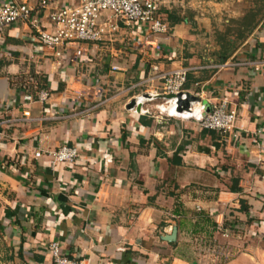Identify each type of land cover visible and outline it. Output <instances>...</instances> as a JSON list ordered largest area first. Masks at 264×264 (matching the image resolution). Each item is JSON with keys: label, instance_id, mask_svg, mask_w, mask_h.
Returning <instances> with one entry per match:
<instances>
[{"label": "crops", "instance_id": "0c3cea01", "mask_svg": "<svg viewBox=\"0 0 264 264\" xmlns=\"http://www.w3.org/2000/svg\"><path fill=\"white\" fill-rule=\"evenodd\" d=\"M77 2L51 0L42 26L53 31L49 14ZM160 2L163 19L180 22L159 52L122 32L114 43L73 44L59 59L27 22L3 28L0 264H53L54 241L88 264H217L199 240L232 247L224 264H264V0ZM240 61L250 65H231ZM179 67L207 105L229 101L239 140L129 111L135 95L161 88L160 73ZM42 89L46 103L27 101ZM63 145L79 159L53 165L47 152ZM233 179L240 192L230 190Z\"/></svg>", "mask_w": 264, "mask_h": 264}, {"label": "built area", "instance_id": "2783aa9c", "mask_svg": "<svg viewBox=\"0 0 264 264\" xmlns=\"http://www.w3.org/2000/svg\"><path fill=\"white\" fill-rule=\"evenodd\" d=\"M51 0H37L33 6L25 2L4 1L0 3V38L5 26L19 21L27 22L34 31L37 42L45 48L55 51L56 58L62 59L65 51L73 44H99L105 41L114 43L122 32H131L132 46L159 52L169 38L170 25L163 19L160 0H78L77 3L55 9L49 14L54 30L42 26L39 11L49 7ZM85 50L80 46L77 57H83ZM58 64L61 62L58 60ZM231 65L247 66L249 62L240 61ZM113 70H119L118 65ZM151 69L158 71L156 64ZM258 69V67H256ZM189 69L179 67L162 72L157 79L161 82L160 89H152L135 95L131 101L134 106L130 112L142 116H155L161 120H179L193 122L202 130L217 131L235 140L241 138L237 130L238 114L229 107L225 98L219 102L207 105L201 92H193L186 88ZM151 78L150 80H152ZM77 99L85 97L82 90L76 89ZM101 95V93H100ZM50 92L42 89L34 96H27V101L46 103ZM140 107V111L138 108ZM90 114L87 113V116ZM2 116L0 105V118ZM3 133L0 132V140ZM53 165L58 163L74 164L80 156L77 147L63 145L54 151L47 152ZM44 153L37 152V156ZM230 232H225L229 236ZM53 264H88L85 259L66 256L58 241L51 242L48 247ZM198 251L213 263L224 264L236 253L228 245L216 241L199 243Z\"/></svg>", "mask_w": 264, "mask_h": 264}, {"label": "trees", "instance_id": "16d2710c", "mask_svg": "<svg viewBox=\"0 0 264 264\" xmlns=\"http://www.w3.org/2000/svg\"><path fill=\"white\" fill-rule=\"evenodd\" d=\"M169 20H171V22L169 23V25L175 24L177 22H180V19L177 18L176 16L172 15V14L169 17ZM221 43H223L222 46L225 49V51H227V49L229 48V40L226 39L225 41H221ZM224 54H226V52H224L223 55ZM203 131L210 132L213 135H218V134L223 135V134H221V133H219L217 131H212V130H203ZM230 190L233 191V192H240L242 190V188L239 186V180L238 179H233V184L230 186ZM241 205H242L241 206V210L246 211V212L249 211V206L247 205L246 201L242 200L241 201ZM213 226L215 228L217 227L216 224H213ZM225 226L227 227L228 224L225 225Z\"/></svg>", "mask_w": 264, "mask_h": 264}, {"label": "water", "instance_id": "95a60500", "mask_svg": "<svg viewBox=\"0 0 264 264\" xmlns=\"http://www.w3.org/2000/svg\"><path fill=\"white\" fill-rule=\"evenodd\" d=\"M133 106H134V102L129 103L128 109L132 108ZM138 110L140 111V107L138 108ZM176 238H177V228L174 230V232L171 235H167L165 237V240L169 242H173L176 240Z\"/></svg>", "mask_w": 264, "mask_h": 264}, {"label": "rangeland", "instance_id": "374dc122", "mask_svg": "<svg viewBox=\"0 0 264 264\" xmlns=\"http://www.w3.org/2000/svg\"><path fill=\"white\" fill-rule=\"evenodd\" d=\"M229 232H230V230H229ZM235 233H238V231H235ZM206 241V240H205ZM201 242H204V240L203 241H198L197 243H201Z\"/></svg>", "mask_w": 264, "mask_h": 264}]
</instances>
